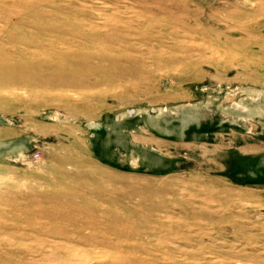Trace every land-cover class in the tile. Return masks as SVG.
<instances>
[{
    "label": "rangeland",
    "instance_id": "374dc122",
    "mask_svg": "<svg viewBox=\"0 0 264 264\" xmlns=\"http://www.w3.org/2000/svg\"><path fill=\"white\" fill-rule=\"evenodd\" d=\"M0 264H264V0H0Z\"/></svg>",
    "mask_w": 264,
    "mask_h": 264
}]
</instances>
